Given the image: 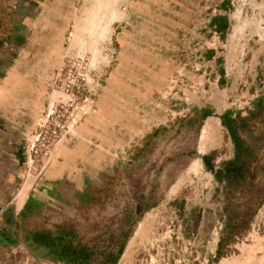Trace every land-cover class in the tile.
I'll list each match as a JSON object with an SVG mask.
<instances>
[{"label":"rangeland","instance_id":"374dc122","mask_svg":"<svg viewBox=\"0 0 264 264\" xmlns=\"http://www.w3.org/2000/svg\"><path fill=\"white\" fill-rule=\"evenodd\" d=\"M230 12V0H0V264H76L32 241L62 229L89 264H264V46L230 44ZM61 105L72 129L95 114L83 130L111 152L78 199L41 185L16 213L28 139ZM227 118L249 163L231 187L216 177L236 156Z\"/></svg>","mask_w":264,"mask_h":264},{"label":"crops","instance_id":"0c3cea01","mask_svg":"<svg viewBox=\"0 0 264 264\" xmlns=\"http://www.w3.org/2000/svg\"><path fill=\"white\" fill-rule=\"evenodd\" d=\"M5 12L3 16L8 19ZM9 24L11 23L9 22ZM19 77L20 75L17 78ZM90 115L86 120L78 123L76 129L75 127L71 128L68 135L54 145L42 176H30L25 172L19 173V176H22L20 187L13 192L7 206L13 208L16 213L22 211L35 197V193L39 191L41 185H47L49 188L48 197L55 200L67 203L79 198L82 190L87 187L90 176L95 174V161L100 158L101 150L105 149V145L108 144V152H111V142L104 143L102 147L93 138L86 135L87 129L83 130L91 124L90 118L95 114L91 113ZM87 134L90 135L88 131ZM32 136L30 135L28 140H31Z\"/></svg>","mask_w":264,"mask_h":264},{"label":"trees","instance_id":"16d2710c","mask_svg":"<svg viewBox=\"0 0 264 264\" xmlns=\"http://www.w3.org/2000/svg\"><path fill=\"white\" fill-rule=\"evenodd\" d=\"M230 119L227 118V126L235 143L236 156L235 159L226 163L222 168L217 170L216 177L219 180L226 181L228 186H233L235 179L242 174L244 177L249 170V163L246 155L248 149L244 148L242 141L237 134V127L234 126ZM245 155V156H244ZM208 163L209 157H204ZM74 235L70 231L60 230L59 232L36 231L32 237V241L39 246L49 247L55 251V254L67 262L76 264H89L94 259V252L89 250L86 245L76 242L74 245ZM124 244H122L116 253L110 252L112 256L110 261L115 263L123 252Z\"/></svg>","mask_w":264,"mask_h":264},{"label":"built area","instance_id":"2783aa9c","mask_svg":"<svg viewBox=\"0 0 264 264\" xmlns=\"http://www.w3.org/2000/svg\"><path fill=\"white\" fill-rule=\"evenodd\" d=\"M74 121L75 114L71 107L61 105L46 110L38 119L32 139L26 145L25 174L43 175L54 145L69 133Z\"/></svg>","mask_w":264,"mask_h":264},{"label":"clouds","instance_id":"9594fccd","mask_svg":"<svg viewBox=\"0 0 264 264\" xmlns=\"http://www.w3.org/2000/svg\"><path fill=\"white\" fill-rule=\"evenodd\" d=\"M115 3L117 0H111ZM231 12L228 17L229 31L227 40L241 52L252 38L264 46V0H230ZM113 23L123 22L126 11L118 8L113 13Z\"/></svg>","mask_w":264,"mask_h":264}]
</instances>
